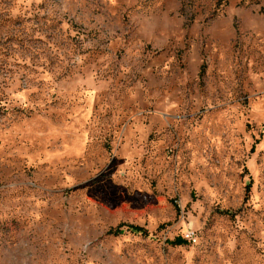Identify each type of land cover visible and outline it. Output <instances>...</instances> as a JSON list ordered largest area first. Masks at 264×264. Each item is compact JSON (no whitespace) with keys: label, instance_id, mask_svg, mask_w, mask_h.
Returning <instances> with one entry per match:
<instances>
[{"label":"rangeland","instance_id":"obj_1","mask_svg":"<svg viewBox=\"0 0 264 264\" xmlns=\"http://www.w3.org/2000/svg\"><path fill=\"white\" fill-rule=\"evenodd\" d=\"M0 264H264V0H0Z\"/></svg>","mask_w":264,"mask_h":264},{"label":"trees","instance_id":"obj_2","mask_svg":"<svg viewBox=\"0 0 264 264\" xmlns=\"http://www.w3.org/2000/svg\"><path fill=\"white\" fill-rule=\"evenodd\" d=\"M126 229L127 230H130L132 232H135V233H146L145 229H143L142 227L140 226H136V225H129V224H126ZM123 230L122 229H117L115 230V234L119 233V232H122ZM184 240L181 239V238H175L171 243L173 244H181Z\"/></svg>","mask_w":264,"mask_h":264},{"label":"built area","instance_id":"obj_3","mask_svg":"<svg viewBox=\"0 0 264 264\" xmlns=\"http://www.w3.org/2000/svg\"><path fill=\"white\" fill-rule=\"evenodd\" d=\"M192 234H193L192 231L187 232V234H185V238L188 239V240H189L190 238H193V237H192Z\"/></svg>","mask_w":264,"mask_h":264}]
</instances>
